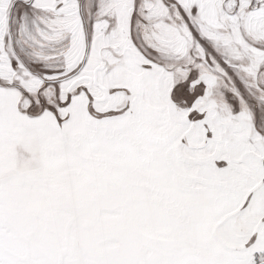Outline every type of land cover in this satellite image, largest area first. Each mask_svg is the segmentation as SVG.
<instances>
[{"label":"snow or ice","instance_id":"1","mask_svg":"<svg viewBox=\"0 0 264 264\" xmlns=\"http://www.w3.org/2000/svg\"><path fill=\"white\" fill-rule=\"evenodd\" d=\"M0 264H264V0H0Z\"/></svg>","mask_w":264,"mask_h":264}]
</instances>
